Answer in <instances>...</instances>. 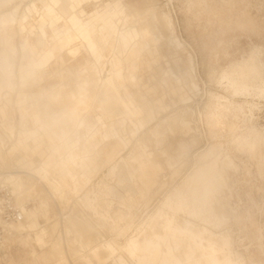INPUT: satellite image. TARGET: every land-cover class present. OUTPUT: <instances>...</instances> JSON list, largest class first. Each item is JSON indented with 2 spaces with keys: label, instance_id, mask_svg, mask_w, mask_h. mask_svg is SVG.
<instances>
[{
  "label": "bare ground",
  "instance_id": "obj_1",
  "mask_svg": "<svg viewBox=\"0 0 264 264\" xmlns=\"http://www.w3.org/2000/svg\"><path fill=\"white\" fill-rule=\"evenodd\" d=\"M74 3L77 5L78 0H74ZM125 7L127 10L120 19L114 15L101 17L99 13L92 15L89 20L82 19L88 20L85 22L87 34L83 38L86 39L90 54L95 53L104 39V32L107 30L115 32V53L105 75H102L96 62L87 61L86 66L51 91H37L39 80L26 79L31 74L27 66L34 64L33 56L29 63L25 62L26 68L22 72V78L27 81L26 88L21 89L17 99H12V95L6 91L16 86L17 64L11 55L7 56L8 84L3 94V101L13 112L18 109L21 129L16 142L10 148L7 147L6 140L4 141L7 145L2 142L3 137L0 139V162L5 163L7 156L12 159V156L20 150L24 158L17 159V162L25 166L33 165L38 157L40 166L32 168L33 172L38 173L35 176L32 175V171L1 172L0 170V182L11 186L13 202L22 215L20 219L11 221H6L0 216L1 231L4 232L1 235L0 231V237H4L5 240H9L17 232H29L32 224L39 218L40 208L47 207L49 200L47 194L58 195L68 203L71 199L83 195L80 199L88 210L90 201L88 187L92 181L93 171L99 167L103 156L105 162L111 161L108 146L116 142L129 145L132 142L131 137L135 138L139 130L157 119V112L162 106L152 96L150 97L143 87L139 75L140 59H130L128 48L132 41L136 44L140 41L143 46L153 49L155 45L162 44L161 40L171 44L176 35L174 19L169 13L159 12L154 4H150L149 7L144 8L145 10H139L134 5L132 7L128 4ZM222 19L225 22H232L238 18L235 16L233 19L231 15H227ZM77 20L76 17L73 18L74 23H77ZM1 22L0 19V47H3L5 44L1 33ZM71 32V29H68L66 34L71 39H75V35ZM52 38L54 39L53 36ZM30 42H25L26 48L31 47ZM54 42L61 44L62 41L51 40L49 46L52 47ZM161 46L163 47V44ZM81 48L79 45L75 50H70L69 54L76 56ZM47 55L44 54L42 58L44 56L46 58ZM255 57L231 65L222 72L218 82L225 84L233 99L224 95L225 97L219 99V104L223 111H230L235 117H243L240 118L243 122L240 125L230 124V130L234 134L231 142L240 153H248L255 157L258 161V169L263 171L264 175V129L255 125L256 122L248 117L249 113L247 115L245 106L250 103L246 101L248 102L246 105L245 102L242 104L234 99L235 96L264 98V65L256 61ZM30 83L35 86L29 88ZM164 83L167 85L166 81ZM213 99L216 101V98ZM175 115L162 117L163 119L149 128V134H146L147 141L154 143L158 149L172 134L173 138H170L172 140L169 139L168 145L165 144L166 147L162 145L165 148L161 146L163 149H160L159 153L156 154L154 150L147 151L142 145V139L137 140L131 162L134 164L146 196L157 187H160L159 190L165 188L167 183L160 180L162 171L166 167H175L190 144L196 142L194 132L191 134V124L181 115ZM168 118L174 119L168 123ZM30 120L35 129L29 128ZM167 130L170 131L168 135ZM10 131L14 133L15 130L11 128ZM188 135L191 138L189 140L185 138ZM6 147L9 148L8 153H5ZM116 155L115 153L113 158H116ZM199 161L194 171L168 195L166 201L152 215L147 226L129 239L123 248L120 249L112 241L101 243V232L89 215L69 216L68 220L61 215V218L56 220L47 213V221L51 222L44 225L41 232L35 236L42 252L40 254L34 252L31 255L42 264H49L52 260L65 264H129L126 256L135 260L137 264H248L243 254L234 249V239L229 232L218 234L211 229L220 228L226 221L227 205L222 201L221 193L229 182L227 169L236 167V161L231 154L225 152L223 154L218 144L212 145L200 155ZM124 167L122 172L126 174ZM12 183H15V186ZM49 187L52 191L47 189ZM155 196L153 195L154 198ZM31 201L35 203L32 210L28 208ZM62 207L63 204L59 206ZM179 212L200 220L206 226L179 216ZM117 214L125 215L121 210ZM98 221H101V217ZM76 227L85 230L87 244L80 243L82 247H89V254L82 252L85 248L79 250L76 247V242L80 238L84 239V235L81 234L78 240L71 238L72 229ZM130 227L132 226L129 225V229ZM112 230L115 228L113 227ZM259 235L261 240L262 234ZM260 246L264 248L263 243ZM117 251H121L118 258H116Z\"/></svg>",
  "mask_w": 264,
  "mask_h": 264
},
{
  "label": "rangeland",
  "instance_id": "obj_2",
  "mask_svg": "<svg viewBox=\"0 0 264 264\" xmlns=\"http://www.w3.org/2000/svg\"><path fill=\"white\" fill-rule=\"evenodd\" d=\"M127 4L132 7L134 5L139 10H145L144 8L154 4L159 12L169 13L174 19L176 33L172 39L174 44L161 40L163 47L159 43L158 47L155 45L153 49L143 46L140 41L137 44L132 41L128 48L130 59H140L139 75L143 87L149 96L162 106L160 110L162 112L158 111L154 122L139 130L135 138L131 137L132 142L129 145L116 142L108 146L111 161L105 162L103 156L99 167L93 171L92 181L88 187L89 211L80 199L83 195L71 199L68 203L58 195L55 196L59 199L52 194H47L49 198L47 211L44 207L40 208L39 218L32 224L29 232H17L9 240L0 237V264H42L31 254L42 252L41 245L38 244L35 236L41 232L44 225L51 222L47 221V213L56 220L61 218V215L64 218L67 217V220L75 215H89L101 232V243L112 241L120 249L123 248L129 239L147 226L149 219L166 201L168 195L199 165L200 155L214 144L220 145L223 154L224 152L231 154L238 167L227 169L229 182L221 193L222 201L227 205L226 224L224 222L220 228L211 229L218 234L229 232L234 239V249L243 254L248 264H264V248L260 246L261 243L264 245L263 171L258 169V161L255 157L248 153H240L231 142L234 135L230 130L231 125L233 123L240 125L243 123L240 118L243 117H235L232 112L223 111L220 107L219 99L223 98L222 96L225 95L231 99L233 96L230 91H227L225 84L218 82L224 70L244 60H251L256 56V61L264 65V0H84L77 5L74 0H0L1 33L5 44L0 47V139L3 137L2 142L7 143V147L10 148L16 142L21 129L18 109L15 110L16 113L13 112L3 101V94L8 84L7 56L11 55L17 64L16 88L6 91L12 95V99H17L21 89L26 88L25 82L33 78L39 80L37 91H51L86 66L87 61L96 62L102 75H105L115 53V32L111 28L112 32L108 30L104 32V39L95 53L90 54L86 39L83 38L87 34L85 22L98 13L101 17L114 15L120 19L127 10L125 7ZM227 15H231L233 19L237 15L238 19L225 22L222 18ZM75 17L78 19L77 23L73 21ZM83 18L88 20L84 21ZM53 21L54 24H52ZM67 28L71 29L75 40L69 35H63V30H68ZM32 29L35 30L34 35ZM13 35V40L9 42ZM52 36L54 39H61V44L54 42L53 47H50L49 43L54 40ZM25 41H31L30 48L24 47ZM79 45L82 47L79 53L76 56L70 55L69 51L75 50ZM159 47L162 49L158 50ZM44 54H48L46 58L45 56L42 58ZM33 56L34 64L27 66L31 74L26 77L28 79L26 81L22 78V72L26 68L25 62L29 63ZM31 86L35 85L30 83L29 88ZM13 90L15 92H11ZM213 98H216V101ZM234 99L242 104L249 102L250 104L245 106L247 115L249 113L248 117L257 123H254L255 125L264 129V98L235 96ZM216 102H218L217 105ZM175 114L181 115L191 124V134L194 132L193 136L197 137H195L196 142L190 144L183 158L174 165L175 167H166L162 171L160 180L167 183L165 188L159 190L160 187H157L146 196L141 188L134 164L131 162L137 140L142 139V145L147 151L154 150L156 154L159 153L160 149L172 140L170 131L166 132L167 135L170 134L167 142L162 144L164 146L160 145L159 149L154 143L147 141L146 134H149V128L163 119L162 117H173ZM169 119L167 122L171 123L174 118ZM29 123V128L35 129L32 120ZM11 128L15 130L14 133H11ZM185 138L189 140L190 136ZM7 147L5 153L9 151ZM115 153L116 158H113ZM6 156L5 154V158ZM9 157L7 156L5 163L0 162L1 172L23 170L32 171L33 176L38 175L37 172H33V167L40 166L38 157L33 165L26 166L16 161L24 158L22 151L19 150V153L12 156L13 161ZM123 166H125L126 174L122 172ZM12 184L15 186V183ZM47 189L52 191L50 187ZM62 204L63 207L59 208ZM34 207V201L29 202L28 208L32 210ZM119 210L125 215L117 214ZM165 210L169 211L168 208ZM178 215L187 217L198 225L206 226L200 220L183 215L182 212ZM100 217L101 221L97 222ZM129 225L132 226L130 229ZM113 227L115 230H112ZM3 234L4 232L1 233ZM57 234L55 237L59 235ZM81 234L84 235V239L78 240ZM259 234H262L261 240ZM71 238H77L76 247L79 250L85 248L82 252L89 254V247L81 246L82 242L84 245L87 244L85 230L80 227L73 228ZM117 252L116 258L121 251ZM126 258L129 264H137L135 260L127 256ZM51 263L65 264L57 260H52Z\"/></svg>",
  "mask_w": 264,
  "mask_h": 264
},
{
  "label": "built area",
  "instance_id": "obj_3",
  "mask_svg": "<svg viewBox=\"0 0 264 264\" xmlns=\"http://www.w3.org/2000/svg\"><path fill=\"white\" fill-rule=\"evenodd\" d=\"M10 187L9 184L0 182V216L6 221L17 220L22 217L20 210L13 202Z\"/></svg>",
  "mask_w": 264,
  "mask_h": 264
},
{
  "label": "crops",
  "instance_id": "obj_4",
  "mask_svg": "<svg viewBox=\"0 0 264 264\" xmlns=\"http://www.w3.org/2000/svg\"><path fill=\"white\" fill-rule=\"evenodd\" d=\"M83 1H84V0H78V4H81ZM52 4H53V3H52ZM55 4H56V3H55ZM56 5H57V4H56ZM236 16H237V15H236ZM225 17H226V16H223V18H225ZM237 17H238V16H237ZM236 20H237V19H236ZM236 20H235V21H236ZM52 24H54V21L52 22ZM67 29H68V28H67ZM66 31H67V30H63V35H65V36L67 35V34H66ZM33 34H35V33H33ZM54 35H55V34H54ZM55 36L58 37L57 35H55ZM13 38H14V35H13V37L11 38V40H10L9 42H11V41L13 40ZM58 39H59V38H58ZM59 40H61V39H59ZM74 40H75V39H74ZM25 42H26V41H25ZM25 42H24L23 45H24V47L26 48V46H25ZM52 47H53V46H52ZM47 52H48V51H47ZM32 58H33V57H32Z\"/></svg>",
  "mask_w": 264,
  "mask_h": 264
}]
</instances>
